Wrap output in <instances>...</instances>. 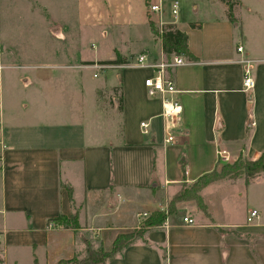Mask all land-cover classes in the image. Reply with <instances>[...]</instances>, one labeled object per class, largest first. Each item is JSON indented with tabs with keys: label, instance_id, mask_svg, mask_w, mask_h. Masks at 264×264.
<instances>
[{
	"label": "crops",
	"instance_id": "1",
	"mask_svg": "<svg viewBox=\"0 0 264 264\" xmlns=\"http://www.w3.org/2000/svg\"><path fill=\"white\" fill-rule=\"evenodd\" d=\"M171 1L163 0L164 19L188 35L197 59L180 55L188 62L169 69L182 114L175 141L164 144L162 101L145 86L153 71L93 67L118 55L124 63L141 54L168 58L147 0H0V139L8 145L0 163V264L82 259L88 244L111 249L120 230L145 219L140 213L164 209L163 192L264 152V0H233L235 21L224 0L193 1V15L182 14L178 0L177 17ZM22 21L31 26L29 42L6 43L25 38L13 26ZM100 42L109 57L84 55ZM247 60L252 90L244 85ZM8 71L17 78L10 95ZM217 185L210 200L206 190ZM201 194L205 217L169 215V228L149 229L105 264H264V171L213 182ZM252 209L260 216L248 222ZM75 213L81 227H50L51 218ZM185 215L195 224H184Z\"/></svg>",
	"mask_w": 264,
	"mask_h": 264
},
{
	"label": "trees",
	"instance_id": "2",
	"mask_svg": "<svg viewBox=\"0 0 264 264\" xmlns=\"http://www.w3.org/2000/svg\"><path fill=\"white\" fill-rule=\"evenodd\" d=\"M229 5V17L232 21L236 19L233 16V0H224ZM152 26V29L156 33V29L151 22H149ZM195 26V24H193ZM163 52L170 58L172 55H183L188 57L189 59H197L195 57L188 46V35L178 29L174 24H169L167 29L165 30L163 36ZM126 59L122 56L118 55L115 60L102 61L100 63L107 64H119L124 63ZM242 161V162H241ZM264 171V152L261 154L259 159L256 160H244L243 156L240 159L236 160L235 163L223 164L220 168H215L209 173L201 176L196 182L190 185V188H183L180 192L176 194L173 199V202H181V201H190L194 200L198 203L200 208L204 210L207 214V206L204 203V199L201 195V191L204 187L209 184L224 180V179H236L240 176L245 175L247 180H250L257 174ZM173 207V206H172ZM175 207L171 208V210H156L151 215L142 222L143 229L139 231H132L128 234H121L118 236L114 245L110 250L104 249H94L90 244L87 247V255L82 259H78L74 257L69 260H61L58 264H67L69 262H74L76 264H105L110 258L115 256L120 250H122L125 246L132 244L136 238H143L145 233L152 227L160 226L163 222L168 218L169 215L174 214ZM50 222H57L61 226L64 227H72L79 228V216L78 213L73 214L68 217L67 215H59L57 217H53L50 219Z\"/></svg>",
	"mask_w": 264,
	"mask_h": 264
},
{
	"label": "built area",
	"instance_id": "3",
	"mask_svg": "<svg viewBox=\"0 0 264 264\" xmlns=\"http://www.w3.org/2000/svg\"><path fill=\"white\" fill-rule=\"evenodd\" d=\"M150 5L148 7V19L149 22L153 24L156 29V36L159 40H162V36L167 29L169 24L164 19L165 16V6L163 0H150ZM180 2L175 0L171 6L172 14L177 17L180 11ZM239 51L243 50L242 46L238 47ZM188 62L186 58L180 55H174L170 59H165L164 57L160 60L149 59L148 54L139 55L136 60L131 62L119 63V64H107V63H96L93 67L98 70H106L111 68H124V67H139L148 68L153 72L150 76L145 79V86L147 93L150 97H159L162 101V112L160 116L164 119V144L173 143L175 141V132L179 128V122L182 114V105L180 101L175 97L177 93V88L175 81L169 75V69L177 66L184 65ZM247 67L245 69L244 85L246 90H252L255 81L251 75V70L249 67L250 61H245ZM97 75V74H95ZM141 126L145 129V132L149 128L150 124L147 122H142ZM8 145L3 139H0V163H4V153ZM220 157L224 161H228V155L225 152H220ZM139 216H147V213H140ZM260 214L257 209H252L249 211L248 222H252L255 218H259ZM184 224L193 225L195 224V219L190 215H185L183 217ZM55 222L50 223V227L53 228ZM162 226L169 228L170 224L168 218L163 222Z\"/></svg>",
	"mask_w": 264,
	"mask_h": 264
},
{
	"label": "rangeland",
	"instance_id": "4",
	"mask_svg": "<svg viewBox=\"0 0 264 264\" xmlns=\"http://www.w3.org/2000/svg\"><path fill=\"white\" fill-rule=\"evenodd\" d=\"M173 1H175V0H172L171 2H173ZM193 1L199 2V0H180L181 5H182V14H184V15L185 14L186 15H190V14L193 15V11H192V2ZM150 2H151L150 0H147V3H146L147 9H148V7L150 5ZM23 21L21 23L15 22L13 26L18 28V31L15 33V36L17 35V37H20V36L23 37V34H24V37L25 38L22 41L20 39L7 40V42L5 41L6 43L13 45L14 43H17V42L18 43L24 42L25 44L27 42H29V38L31 36V32L30 31H32L31 30V26L26 25ZM258 23L261 25V29L262 30L259 27L258 28H254V30L259 32V29H260V35H261V32L262 31L264 32V13L262 14V23H260V22H258ZM28 28H30V30H26ZM84 55L87 56V57H90V59L103 58V57H109L111 55V51L106 46V44H103L102 42H100L98 48H96V49H86L85 52H84ZM135 58L136 57H132V59L130 61H133ZM167 59H170V58L168 57ZM16 80H17L16 73L9 72V71L5 73L4 82L6 84V88H5V94L6 95L7 94L10 95L11 90H12L11 88L14 85V83L16 82ZM1 83H2V81H1ZM1 93H2V88L0 89V97H1ZM102 95H104L106 97L107 96H111L108 93H102ZM119 95H120V93L118 92L115 96H118L119 97ZM259 158H257V159H259ZM238 159H240V157ZM243 159L244 160H251V159H249L247 157H243ZM235 162L236 161L229 162V164H232V163H235ZM223 164H226V163H221V166ZM192 184H190V183H184L180 187V189L178 191H176V192H171V193L170 192H167V191L166 192H163L161 194L159 200H160V204L162 205V208L164 207V209H156L155 208L154 210H152L150 212V214H148L145 217L144 220H146L151 215V213H153L156 210L166 211V210H169V209L171 210V208H173V207H175V211H176V212H174V214H177V216H182L183 214H192V215H195V216L197 215L198 216V219H200L202 217H205L204 210L202 208H200V206L198 205V203L196 201H194V200H190V201L187 200V201H181V202H173L174 197L176 196V194L178 192L181 191V189H183V188H190V185H192ZM206 191H207L206 194L209 196L210 200H213L212 198H215V200H216L218 198V196H219V192L221 191V189H220L219 185H217V186H210V187H208V189ZM204 203L206 204L205 200H204ZM159 206L160 205H158L157 207H159ZM206 206H207V204H206ZM207 211H208V208H207ZM242 212L243 211H241V207H240V211L237 212L236 215L237 216H240ZM144 220H142L141 223L139 224V226H137L136 228L129 229V230L128 229H122V230H120L117 233L116 238L118 236H120L121 234H128L129 232L139 231V230L143 229V226H141V225H142V222ZM110 221L111 222L114 221V217ZM138 240H140V239L139 238H136V240H134L132 243H135ZM100 249L107 250V249H110V247L108 248V246H107L105 248L103 247V248H100ZM67 264H76V263L69 262Z\"/></svg>",
	"mask_w": 264,
	"mask_h": 264
}]
</instances>
